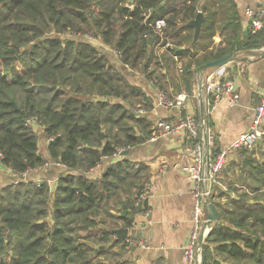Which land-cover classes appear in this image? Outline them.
Segmentation results:
<instances>
[{
    "label": "trees",
    "instance_id": "1",
    "mask_svg": "<svg viewBox=\"0 0 264 264\" xmlns=\"http://www.w3.org/2000/svg\"><path fill=\"white\" fill-rule=\"evenodd\" d=\"M124 1L0 0L2 163L21 174L46 162L39 150L38 125L27 121L35 116L47 138L53 136L47 141L50 162L66 165L53 197L45 179L0 187V264H90L105 250L80 238L109 234L95 229L96 214L106 199L103 190H112L116 182L99 183L86 173L120 145L137 144V122H147L137 119L130 107V100L144 93L127 73L109 64L99 44L115 48L123 64L142 68L162 89L157 70L161 61L154 52L160 40L154 27L159 19L166 22L160 45L182 46L166 50L187 60L183 75L188 89L189 78L201 64L241 49L264 47V27L244 31L234 0H134L133 7ZM199 10L205 19L200 38L193 42L188 22ZM219 27L227 31L226 46L210 49ZM88 33L95 39L89 40ZM115 166L106 169L103 179L120 173ZM254 174V195L215 186L210 198L218 221L203 242L201 264H264V162ZM139 194L130 206L133 210ZM118 218L132 226L126 215ZM115 242H121L122 249L127 246L126 237Z\"/></svg>",
    "mask_w": 264,
    "mask_h": 264
},
{
    "label": "crops",
    "instance_id": "2",
    "mask_svg": "<svg viewBox=\"0 0 264 264\" xmlns=\"http://www.w3.org/2000/svg\"><path fill=\"white\" fill-rule=\"evenodd\" d=\"M234 2L241 16L243 30L248 33L250 17L247 10L251 8L257 11L263 8L264 0H234ZM165 26L166 22L162 29ZM194 30L192 27L193 37ZM203 36L205 34L201 35L202 39ZM226 36L227 31L219 27L210 40L212 43L210 49L224 48L226 42L223 40ZM246 39L247 37L243 36L242 41H246ZM98 46L105 51L109 64L127 73L129 81L136 84L144 93L137 95V111L134 112L137 113V119L142 118L146 120L147 124L142 126L141 122H137L135 130L140 141L127 148V154L103 155L100 162L86 173L90 178L98 180L99 183L107 184L108 180L114 181L116 187L109 191L103 190L106 199L98 208L99 214H96L99 222L95 229H102L109 234L107 237L100 234H92L91 237L83 236L80 238V242H86L93 248L100 246L105 248L103 252L95 254L90 259V264L96 262L106 264H185L184 247L193 226V182L187 169L191 160L189 149L193 141L185 132L166 133L155 141H151L149 137L155 131L158 120L175 123L187 113L198 118L202 117L205 110V97L199 87V77L195 72V75L189 78L190 87L188 89L185 75H183L187 60L166 50L167 47L161 46L159 41L155 42L154 52L161 61L157 70L162 74L161 82L165 90L170 96H175L180 92L187 94L184 107L169 109L159 105V87L153 80L147 78L145 72L139 68L125 67L119 54L110 46L102 43ZM178 47L182 48V46ZM262 48L231 52L236 55L237 53L243 54L236 56L237 58H247L245 60L235 59L222 67H211L205 72L204 77L213 81L228 78L233 80L235 92L239 95L237 103L234 105L229 103L226 96L221 97L216 107L208 114L207 120L215 135L214 152L229 148L237 137L248 130L253 121L255 108L264 88ZM163 54L164 58L161 59ZM37 131L39 150L50 162L47 134L43 131V126L37 127ZM145 133L148 135L147 138ZM263 162L264 139L250 148L231 149L218 180L226 188L235 187L238 191L245 189L254 195L256 192L251 191V188L258 186V183L255 182V167ZM111 165H116V170H119L116 172L120 173L103 179L106 169ZM64 170L63 166L50 165L41 170L28 172L23 180L37 183L43 179L47 180L51 197H53L60 174ZM10 175L19 178L21 174L13 172L0 162V183H4ZM17 180L19 179H13L9 183ZM145 184L150 188L149 195L141 202L137 199V210H133L130 206L144 189ZM235 191L231 192L232 196L237 193ZM145 200H147L146 205H144ZM217 200H223V198L218 197ZM141 204L142 206H140ZM124 205H129V207L124 208ZM51 208H53L52 204ZM123 210L127 211L125 215L131 221L132 226L130 227L125 226V221L118 218L119 215H123ZM52 211L48 216L50 221L53 220ZM131 216H134L133 220ZM119 227L129 228L130 234L126 237L127 246L124 249L121 248V242H115L118 237L113 233V229ZM129 239H134L136 244H129Z\"/></svg>",
    "mask_w": 264,
    "mask_h": 264
},
{
    "label": "built area",
    "instance_id": "3",
    "mask_svg": "<svg viewBox=\"0 0 264 264\" xmlns=\"http://www.w3.org/2000/svg\"><path fill=\"white\" fill-rule=\"evenodd\" d=\"M132 7L134 3L131 4ZM247 14L250 17V30L256 32L264 27V7L254 11L249 8ZM153 25L152 22L149 23ZM165 24L164 19L156 21L154 27L155 32L159 35V44L165 39V35L162 27ZM89 40H94L95 36L87 35ZM163 47L172 48L173 44L167 42ZM115 52L116 49H115ZM125 67L130 68L127 63ZM182 71V69H180ZM204 95L205 105L204 112L201 118L192 114H185L175 123H169L165 120H158L157 127L153 134L149 137L151 141H155L160 136L166 133H181L185 132L189 135L193 141L190 147V164L187 169L189 171V177L193 182L192 196L194 200L193 204V226L188 238V242L184 247L185 264H201L202 248L199 246V237L206 222V209L205 203L208 198L214 194L215 186H220L224 190L227 188L220 183L218 176L224 169L227 162V155L231 149H243L250 148L255 145L259 139H264V88L262 90L260 101L255 108V115L253 121L247 131L237 137L229 148L221 150L219 152L213 151L215 135L210 128L207 120L208 114L214 109L221 97L226 96L231 105L237 103L239 95L235 92V83L231 79H223L213 81L204 77L203 87L201 90ZM187 94L180 92L175 96H169L165 90H160L158 95L159 105H163L169 109H181L185 105ZM141 112V110H139ZM27 121L33 123L37 121L35 116H30ZM127 147H118L114 155H120ZM3 153L0 152V162L2 163ZM56 163V162H55ZM60 166L65 167V164L57 163ZM47 162L44 165L29 169L21 173V175L27 174L30 171H37L44 169ZM150 188L145 186L142 192L139 194L138 201L147 198ZM129 244H136L134 239H129ZM144 245V243H143Z\"/></svg>",
    "mask_w": 264,
    "mask_h": 264
},
{
    "label": "water",
    "instance_id": "4",
    "mask_svg": "<svg viewBox=\"0 0 264 264\" xmlns=\"http://www.w3.org/2000/svg\"><path fill=\"white\" fill-rule=\"evenodd\" d=\"M131 3H133L134 0H129ZM205 19V15L204 13L199 10L196 17L191 19L188 22L189 26L194 27V37H193V42L197 41L199 39V36L201 34V30H202V24L203 21ZM150 43L153 42V37H150ZM173 48L175 50L179 49L178 46H173ZM262 54H264V47L261 49ZM247 57H241V58H237L233 53H228L218 59L215 60H211L208 61L204 64H201L200 66H198L196 68V73L199 77V87L202 90L203 87V82H204V76H205V72L206 70H208L211 67H222L225 64H227L228 62L238 59V60H245ZM259 142L261 141V139L258 140ZM123 154H127L128 150L125 149L123 152ZM25 176L24 175H20L19 178L23 179ZM146 201H144V205H146ZM143 204V203H142ZM142 204L140 206H142ZM205 209H206V222L204 223L203 229L200 233V237H199V246L202 248L203 242L205 240V237L207 236L209 230L211 229V227L214 225L215 222L218 221V214L216 212V209L211 201V198H208L206 203H205ZM126 210H123L122 214L125 215L126 214ZM131 219H134V216H131ZM113 233L118 237V238H123V237H127L130 233H129V228L127 227H119V228H115L113 229ZM199 264V262L197 263Z\"/></svg>",
    "mask_w": 264,
    "mask_h": 264
},
{
    "label": "rangeland",
    "instance_id": "5",
    "mask_svg": "<svg viewBox=\"0 0 264 264\" xmlns=\"http://www.w3.org/2000/svg\"><path fill=\"white\" fill-rule=\"evenodd\" d=\"M127 3H128V4H127ZM124 4H125L126 6H128V7H132V5H131L132 3L129 4V0H125V1H124ZM50 31L53 32L52 29H50ZM48 32H49V31L45 30V35H47ZM87 35L95 36L94 34H91V33H88ZM111 48H113V47H111ZM113 50H115V48H113ZM236 53H237V52H236ZM234 55H235V56H240V55H243V54H241V53H237V55H236V54H234ZM162 57H164V54L161 56V59H163ZM139 70L142 71V68H139ZM158 87H159V86H158ZM160 90H162V88L159 87V91H160ZM164 90H165V89H164ZM165 91H166V90H165ZM166 92H167V91H166ZM167 94H168V92H167ZM19 95H22V94L19 93ZM42 95H43V94H41L39 97H42ZM168 95H169V94H168ZM169 96H170V95H169ZM100 98H101V97H100ZM104 98H106V99H110V100H113V101H117V99H115V98H111V97H104ZM104 98L102 97V99H104ZM130 102H131L132 104L134 103L133 106H130V107H132V109H135V110L137 111V98H132V99L130 100ZM126 103H127V105L129 104L128 102H126ZM141 104H143V103H141ZM182 116H184V115H182ZM182 116H181L180 118H182ZM39 122H40V121L37 120V121H36V125H38V127H39V126H43V124H41V122H40V123H39ZM52 139H53V136H51V137L48 138L49 141L52 140ZM120 146H122V145H120ZM120 146H119V147H120ZM46 162H47L46 167H49L50 165H58L57 163H62V162H56V163H55V162H49V161H47V160H46ZM46 162H45V163H46ZM45 163H44V164H45ZM44 164H43V165H44ZM62 164H64V163H62ZM58 166H60V165H58ZM76 173H78V172H76ZM13 179H14V180H15V179H19V180H20L21 178H18V177L15 178L14 175H13V176L10 175L4 183H0V186H2L3 184H4L3 186L9 184V182H11ZM22 180H23V179H22ZM145 186H146V184H145ZM145 186H144V187H145ZM142 190H143V189H142ZM142 190H141V192H142ZM141 192H140V193H141Z\"/></svg>",
    "mask_w": 264,
    "mask_h": 264
}]
</instances>
